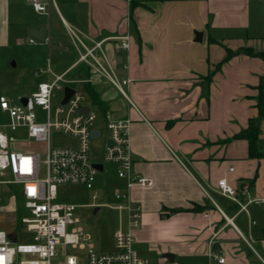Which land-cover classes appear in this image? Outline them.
Returning <instances> with one entry per match:
<instances>
[{
    "label": "crops",
    "instance_id": "obj_1",
    "mask_svg": "<svg viewBox=\"0 0 264 264\" xmlns=\"http://www.w3.org/2000/svg\"><path fill=\"white\" fill-rule=\"evenodd\" d=\"M54 2L39 12L29 0H0V49L28 42L38 82L65 73L101 111L99 121L106 112L131 120L133 169L154 181L130 189L132 204L141 206L136 240L166 259L264 264V203L239 205L264 199V0ZM42 26L44 40L31 33ZM69 28L88 46L105 39L101 49L115 74L130 79L127 96L86 62L74 64L83 48ZM126 33L128 49L108 38ZM252 119L255 155L238 136ZM118 178L117 189H125ZM224 178L236 199L221 192ZM114 212L121 225L126 214Z\"/></svg>",
    "mask_w": 264,
    "mask_h": 264
},
{
    "label": "built area",
    "instance_id": "obj_2",
    "mask_svg": "<svg viewBox=\"0 0 264 264\" xmlns=\"http://www.w3.org/2000/svg\"><path fill=\"white\" fill-rule=\"evenodd\" d=\"M29 2L39 12H47L49 5L55 4L54 0ZM69 31L73 40L83 48L74 64L86 62L127 96L124 85L127 86L130 79H120L115 74L101 49L105 39L88 46L73 28H69ZM114 38L118 40L115 43L117 49L129 48L128 33ZM74 84L73 80L65 77V73H61L55 74L51 80L40 81L35 90L26 96V101H21L19 105L11 104L5 95H0V109L7 116L6 121L0 122V185L20 187L14 193L22 203V210L29 214L22 215L20 223L33 233L31 240L19 241V234L0 228V264H78L76 255L63 249L67 245H88V264H151L132 247L134 237L131 230L140 225L141 206L132 204L130 189L134 186H152L154 181L133 169L129 118H112L106 112L103 122L108 135L104 160L118 164L117 174L126 179V187L114 192L115 204L94 201L86 205L93 209L98 207V210L108 206L113 211L124 212L127 228L120 225L114 230L115 249L112 251L95 250L90 235L81 227L67 230L69 225L79 222L75 213L80 204L58 201V187L66 184H80L88 189L95 187L99 169L91 160L89 144L92 139L102 135L101 129L96 126L100 119L99 110L92 107L86 93ZM67 86L74 91L64 102ZM55 99L59 100V106L52 112ZM83 106L89 107L88 112L82 110ZM52 127L75 136L78 145L53 147L50 144ZM94 130L98 131L97 135L93 134ZM15 133L23 134V141L45 142L44 157L39 152L17 148L16 142L20 139ZM218 184L224 195L236 199L234 189L225 178L219 180ZM92 198H98L96 191ZM252 201L264 203L263 198L249 199L247 203H239L240 209L246 210L247 204ZM3 208L0 194V211ZM211 256L219 263L225 261L219 252H211ZM165 264L174 263L168 261Z\"/></svg>",
    "mask_w": 264,
    "mask_h": 264
},
{
    "label": "rangeland",
    "instance_id": "obj_3",
    "mask_svg": "<svg viewBox=\"0 0 264 264\" xmlns=\"http://www.w3.org/2000/svg\"><path fill=\"white\" fill-rule=\"evenodd\" d=\"M118 36V35H117ZM113 39L115 43L118 41L114 36L108 37ZM28 42L23 43V46H18L7 49H0V95H5L11 104L19 105L22 97L29 96L37 87L38 77L34 74L36 65L28 66L29 47H26ZM25 54V56H24ZM27 62V63H25ZM30 64V63H29ZM93 71L98 72L93 68ZM74 86L81 89L80 85ZM126 85L124 89L126 91ZM59 106V100L55 99L52 106V112ZM102 113L99 111V116ZM55 121L54 116L52 115ZM7 120V116L0 109V122ZM96 126L101 129L102 135L90 141V157L93 162L104 165V171H100L96 176V183L93 189H88L80 184H66L58 187V201L72 202L80 204L76 209V216L79 222L69 225L67 230L72 231L73 228L81 227L86 234L90 235V241L93 243V248L97 251H112L115 249L113 241V231L120 227V217L117 212H114L108 206L101 207L94 212L93 208L86 205L94 201L115 204L114 192L117 189V174L118 164L104 160V146L107 135V130L102 121H97ZM18 140L16 147L23 150H32L39 152L44 157L46 148L45 142H37L34 140H24L23 134H14ZM50 144L53 147L57 146H76L78 139L72 134L65 132L62 129L52 127L50 132ZM119 184V183H118ZM15 190L19 191L20 187L15 185H0V194L2 196L3 210L0 211V228H4L7 232H15L19 234V241H29L33 237V233L26 230L25 226L20 223L22 215H29L26 210H22V203L15 195ZM97 192L98 198L93 200L92 194ZM125 217L121 220V225L127 228ZM139 228V227H138ZM138 228H132L134 242L132 247L139 256L147 258L151 264H165L169 259L161 256L153 245L149 242L136 240L135 231ZM66 253L74 254L77 257L78 264H88V245L84 247L72 245L63 246ZM64 258V257H62ZM57 260V259H56ZM174 264H198L195 261H185L177 257Z\"/></svg>",
    "mask_w": 264,
    "mask_h": 264
},
{
    "label": "trees",
    "instance_id": "obj_4",
    "mask_svg": "<svg viewBox=\"0 0 264 264\" xmlns=\"http://www.w3.org/2000/svg\"><path fill=\"white\" fill-rule=\"evenodd\" d=\"M135 3V1H134ZM87 93L89 94V96L92 98L93 101L98 102L99 106L101 108V110L104 111L105 109V105L103 104V101H101L96 93V91L94 90V88L91 85H87L85 87ZM257 133H258V123L255 120H251L249 127L242 131L238 136H242L246 139H248L249 141V148H250V154L251 155H255L256 154V147H255V142H256V138H257Z\"/></svg>",
    "mask_w": 264,
    "mask_h": 264
},
{
    "label": "water",
    "instance_id": "obj_5",
    "mask_svg": "<svg viewBox=\"0 0 264 264\" xmlns=\"http://www.w3.org/2000/svg\"><path fill=\"white\" fill-rule=\"evenodd\" d=\"M36 30V31H35ZM34 31H32L31 30V33L34 35V36H36L38 39H40V40H44L45 39V27H39L38 29H35ZM202 39V32H199V31H196V40L197 41H200ZM73 91H74V89L73 88H71V87H69V86H67L66 88H65V98H64V102L69 98V96L73 93ZM21 101L22 102H25L26 101V97H22V99H21ZM82 110H84V111H86V112H88V110H89V107L88 106H83L82 107ZM93 134L94 135H97L98 134V131L97 130H94L93 131ZM99 170H102V168H103V165L101 164V163H95L94 164ZM98 210V207L97 208H95V210L94 211H97ZM165 257H167L170 261H174V257H175V255L173 254V253H166L165 255H164Z\"/></svg>",
    "mask_w": 264,
    "mask_h": 264
}]
</instances>
